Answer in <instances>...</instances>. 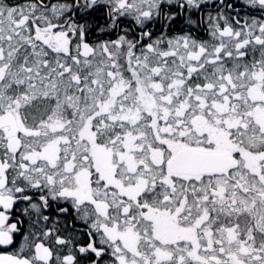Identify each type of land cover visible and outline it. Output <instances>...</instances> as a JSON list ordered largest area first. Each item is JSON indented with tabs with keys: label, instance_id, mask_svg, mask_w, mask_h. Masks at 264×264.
Returning a JSON list of instances; mask_svg holds the SVG:
<instances>
[{
	"label": "snow or ice",
	"instance_id": "1",
	"mask_svg": "<svg viewBox=\"0 0 264 264\" xmlns=\"http://www.w3.org/2000/svg\"><path fill=\"white\" fill-rule=\"evenodd\" d=\"M0 264H264V0H0Z\"/></svg>",
	"mask_w": 264,
	"mask_h": 264
}]
</instances>
